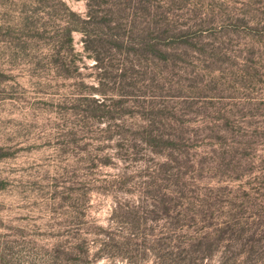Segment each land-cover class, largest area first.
I'll return each instance as SVG.
<instances>
[{"label":"rangeland","instance_id":"1","mask_svg":"<svg viewBox=\"0 0 264 264\" xmlns=\"http://www.w3.org/2000/svg\"><path fill=\"white\" fill-rule=\"evenodd\" d=\"M169 1L192 37L172 46L184 95L149 82L148 58L99 85L86 0H0V264H167L188 230H264V0ZM174 111L176 150L137 142ZM167 188L215 205L182 228ZM224 246L195 264H264V241Z\"/></svg>","mask_w":264,"mask_h":264},{"label":"trees","instance_id":"2","mask_svg":"<svg viewBox=\"0 0 264 264\" xmlns=\"http://www.w3.org/2000/svg\"><path fill=\"white\" fill-rule=\"evenodd\" d=\"M166 1L170 3L169 0H86L89 18L87 24L90 29L89 31L80 29V32L83 34L85 52L97 62L96 69L101 72L103 70L101 74L103 78L99 81V85L109 73H112V78L121 81L128 74L141 68L142 58H148L150 67L143 75L148 76L151 84L159 85L161 83L162 88L165 84H169L165 89L169 95L173 91L182 93L187 89L197 90L194 85L185 86L188 83L186 77L189 74L183 72L176 75L177 73H174L175 70L179 73L184 70L185 59H183L184 55L181 56L175 52L172 46L183 45L184 39L192 37L183 34L184 31H176L175 22L171 19L173 8L167 6ZM92 13H95V16L92 17ZM70 31H78V29ZM107 46L114 52L111 59L105 55L108 51L103 50ZM182 94L184 95V93ZM117 96L120 99L136 98V96L127 97L129 95ZM180 117L177 116L176 111L170 115L162 114L161 118L166 123L160 120L158 123L160 126L156 130L146 131L140 135L137 142L176 150V145H180L179 142L182 141L176 134L177 126L181 125ZM167 128L171 130V133L167 132ZM211 138L208 139L211 140ZM166 190L167 199L164 201V208L170 219L174 218L173 213L178 209V213L183 215L182 228L185 225L189 226L188 223L192 221L195 223L199 215L204 214L206 210L215 205H212L210 201H215L216 198H208L206 201H199L195 209L192 210L191 205H195V203H190L187 198L184 202L179 198H173L174 193L181 198L185 196L183 193L170 188ZM247 226L246 223L226 220L219 226L220 229L213 230L211 234L204 235L202 233L199 235L185 229L188 231L185 234L184 243L173 244L170 241L171 244H168L171 251L168 254L169 258L166 259L167 264H195V261H201L199 256L202 249L199 247L202 242L211 239L217 244L224 243L225 248L233 249L236 246L243 248L244 245L249 248L247 249L249 252H252L250 244L259 245V242L264 241V230H260L258 226L256 229H248Z\"/></svg>","mask_w":264,"mask_h":264}]
</instances>
